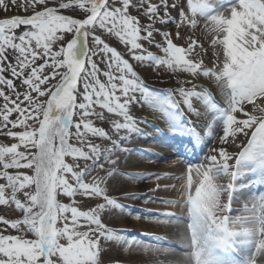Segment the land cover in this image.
I'll return each instance as SVG.
<instances>
[{
    "label": "snow or ice",
    "instance_id": "6c2138e0",
    "mask_svg": "<svg viewBox=\"0 0 264 264\" xmlns=\"http://www.w3.org/2000/svg\"><path fill=\"white\" fill-rule=\"evenodd\" d=\"M0 12V206L16 214L0 216V264H112L114 246L142 264H264V0H0ZM136 108L193 150L216 145L152 177L178 182L152 189L178 199L151 202L180 215L132 216L182 225L180 248L109 227L131 215L110 195L116 178L147 179L121 171L149 122Z\"/></svg>",
    "mask_w": 264,
    "mask_h": 264
},
{
    "label": "rangeland",
    "instance_id": "374dc122",
    "mask_svg": "<svg viewBox=\"0 0 264 264\" xmlns=\"http://www.w3.org/2000/svg\"><path fill=\"white\" fill-rule=\"evenodd\" d=\"M5 15L4 13L0 12V16ZM7 15H25L24 12L19 10H13L7 13ZM177 43H183L182 41H178ZM152 51L156 52V54H160L158 50L151 49ZM137 71L140 73L141 77L145 80V82L152 88H155L157 90H164L175 86V78L172 76L171 73L166 72H160L159 74L156 72H152L151 69H141L138 68ZM134 114L140 118H147L148 124L147 125H141L145 129V135L134 138L132 143H129L127 147L131 150L128 160L132 158L133 161H144L147 158L140 155V152L143 151L145 153H151L152 158L151 160L154 161V163H158L161 166L164 165V168H156L155 170H150L148 172L140 173V171H137V169H134V167L129 165L127 163V166L121 167L122 172L126 173H140L143 174L147 179H145L143 182H146V188L140 192L131 191L132 193H135L137 196L140 197L138 200H131V199H124L125 192L128 191V180L124 176H119L116 178V181L114 182V187L112 191L110 192V195L114 197H119V202L121 204L126 205L131 212V215L126 216H133L135 214H139L141 217L145 216H151L155 215L157 213H164V212H175L177 215H180V211L177 209H173L174 211L169 210V208L165 207L163 204L160 203H154L151 201H157L160 199H177V192L173 190L164 191L163 189L152 191V189L155 188V185L157 183L163 184H175L178 183L175 180H160L156 181L152 179V177L159 175V176H165V175H178L181 173V171L186 167V164L190 161L192 163H199L201 160H203L205 155L211 154V149L215 147L216 145L212 142V139L210 137H206L204 142L197 146L195 150L192 149L191 145H188L186 143L181 144V137L177 134L174 138V134L171 133L168 128L166 127L165 123L161 120L153 119L151 113L149 110L136 108L134 110ZM163 124L161 127L160 125ZM158 129V132L155 130ZM153 131V133H152ZM3 139V138H0ZM4 142H8L5 140ZM158 143L159 148L163 149H169V147H177L179 145V150L176 148V153H169L167 155H161L157 156L155 154V149L153 147L149 148L148 146L153 143ZM180 156L182 160L178 162H171L173 160H176L177 156ZM136 170V171H135ZM152 182V183H150ZM123 186V187H122ZM257 193L260 191H264V188L257 187L254 189ZM247 199V196L245 197H238L237 201H235L232 205V215H237L238 210L243 206V201ZM145 200L150 201L149 203H144ZM63 202L68 203L70 202L68 198H63ZM137 202L143 203L146 208H141ZM160 210H157V209ZM0 216H5V218H15L16 214L14 213V210L7 209L5 206H0ZM109 227L115 228V229H121L126 232L129 238L136 237L137 239L144 240L146 242H152L155 241L152 239L153 237L159 238L160 241L163 243L160 245L161 247H164L165 239L168 236L173 226H164V225H157L156 223L146 220V219H140L137 220L135 223V227L132 229H127L124 227H121L119 225L118 219H113L109 223ZM164 236V239L162 238ZM159 257H166L165 254H161ZM125 258L126 264H142L143 257L141 255H138L136 253H133L132 255H127L125 253L117 252L114 250L107 253L106 259H110L112 261V264H115L116 260L114 259H123Z\"/></svg>",
    "mask_w": 264,
    "mask_h": 264
},
{
    "label": "bare ground",
    "instance_id": "6f19581e",
    "mask_svg": "<svg viewBox=\"0 0 264 264\" xmlns=\"http://www.w3.org/2000/svg\"><path fill=\"white\" fill-rule=\"evenodd\" d=\"M161 127L163 126V124L160 125ZM156 132H158V130H155ZM153 133V131H152ZM159 144L158 143H153V144H150L148 147L149 148H152L154 147L155 149V154H157V156H161V155H167V154H171V153H176V148L177 147H170L168 150L167 149H163V148H159L158 147ZM182 160L181 157H177L176 160H173L171 162H178ZM127 163L131 166L134 167V169H137V171H140V173H144V172H148L150 170H155L156 168H164V165H160L158 163H154L153 160H144V161H133L132 158L127 160ZM136 171V170H135ZM146 182H138V183H133L131 181L128 180V191H136V192H140L142 190H144V188H146V185H145ZM152 183V182H150ZM177 199L179 198L178 197V194H177ZM139 204V206L141 208H146L145 205L143 203H140V202H137ZM157 210H160L159 208ZM169 210L171 211H174L173 209L169 208ZM177 210V209H176ZM118 222H119V225L121 227H124V228H127V229H132L135 227V223L137 222L136 219L129 217V216H124L122 219H118ZM183 230V226L182 225H176V226H173L171 229H169V231H171V233L168 234V236L166 237L167 239H165V244H164V247H167L169 244L177 247V248H180L182 247L181 243H180V240L178 239V232L182 231ZM164 239V236L162 237ZM177 259L176 256H173V255H166V257H159V260L160 261H166L167 264H172L173 261H175ZM114 260H119V261H125L126 259L123 258V259H114Z\"/></svg>",
    "mask_w": 264,
    "mask_h": 264
}]
</instances>
